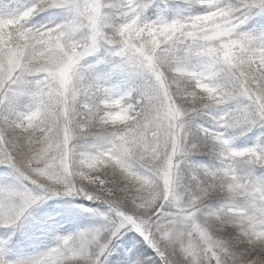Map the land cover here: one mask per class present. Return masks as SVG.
Returning a JSON list of instances; mask_svg holds the SVG:
<instances>
[{"label":"snow or ice","instance_id":"snow-or-ice-1","mask_svg":"<svg viewBox=\"0 0 264 264\" xmlns=\"http://www.w3.org/2000/svg\"><path fill=\"white\" fill-rule=\"evenodd\" d=\"M187 2L205 11L147 21L151 0H38L19 14L0 5V165L34 186L0 189V227L50 196L93 199L77 189V178L114 197L107 170L125 182L120 192L130 201L109 200L120 218L110 236L97 230L63 237L23 264H105L113 241L127 231L143 236L162 264H264V179L251 175L264 169V144L237 149L225 135L264 128V32L241 30L264 17V0ZM114 8L121 9L118 19ZM49 9H65L68 18L54 27L27 26ZM104 45L114 72L143 78L135 97L116 98L103 78L87 75L83 62ZM29 83L36 85L32 110L14 116ZM232 102L233 111L211 115L214 126L203 130L205 143L219 150V167L193 169L186 184L189 157L202 147L189 142L188 124ZM86 141L106 147L79 152ZM217 191L226 202L208 209ZM212 221L236 226L239 235L218 238ZM0 264H10L4 246Z\"/></svg>","mask_w":264,"mask_h":264},{"label":"rangeland","instance_id":"rangeland-1","mask_svg":"<svg viewBox=\"0 0 264 264\" xmlns=\"http://www.w3.org/2000/svg\"><path fill=\"white\" fill-rule=\"evenodd\" d=\"M112 1L115 2L116 0ZM178 1L179 0H151V6L147 10V14L154 11L156 19L163 17L170 20L167 16V8H169L174 3H177ZM37 2L38 0H0V5H11L13 14H19L32 5L36 4ZM190 8V4L186 1L185 9L183 11L177 10L175 18L195 16V13L190 10ZM59 11H61V13L64 12V16H66V18L68 17L69 14L65 9H49L47 11H44L45 13L43 15H46L45 19H40L38 20V22H35V28L44 26L54 27L55 25H57V21L52 20L58 16ZM110 11L115 14V17L117 19L119 18L121 9L114 8ZM52 12V17L48 16L51 15ZM41 13L43 12H40V14ZM37 16L38 15L33 16L31 19ZM63 18L64 17L62 16L60 21ZM145 18H147L146 13ZM31 19L28 21V27H32L33 25V23L30 22ZM61 22L64 23L65 21ZM241 30L249 33L264 32V17L257 16L249 20ZM108 51H110V48L107 45H104L99 52L87 57L83 62L86 68L90 67V76L94 78H103L106 86L114 90L116 98H119L120 96H127L129 93L137 95L135 90L142 86V84L144 83L143 78L139 76L128 75L125 73L114 72L113 69L115 67V63L108 62L106 60ZM26 85L23 86L22 90L27 95H30L31 93L36 91V88L34 90L26 89ZM21 99L22 98H20L13 106L14 116L23 115L31 111L29 110V108H26L25 110L19 109V107L23 105L21 104ZM236 106V103L232 102L215 109L208 116H205V118L210 119V122L199 121L197 120V117L190 121L187 126L189 138L193 139L194 133H200L202 136H204L203 130L205 128L211 129L214 126V123L211 120V115L214 114L216 116H219L224 112L233 111ZM225 135L226 138H228L232 142L235 148L246 149L255 147L259 144H263L261 140L264 137V128L254 127L250 130L240 127L230 128L226 130ZM105 147L106 145L102 143H98L95 141H86L80 143L78 151L96 155L100 151H103ZM190 158L195 159L194 157ZM192 159H189L188 161L189 165H191V170H189L190 174L188 176H185V182L188 179H191L193 169H203L205 167L209 168V166H207V164H204L201 160L195 161ZM221 159L222 157L219 154L217 163L210 167H219ZM12 174L13 169L8 167L7 165H0V189L20 190V187L18 185L25 184V182L22 181L19 176L13 180H10L9 177H11ZM251 175L259 179H264V169L256 168L252 171ZM192 189L194 191L196 190L195 188ZM58 190L63 193V186H59ZM75 196L76 194H61L59 196H50L49 198L41 201L44 203V205L35 206V204L31 208H29L26 213L20 218V220L17 221L16 224L11 225L10 227H0V246L5 247L6 259L10 262V264H23V262L25 261L34 259L35 257L49 251L50 249L57 247L63 237L75 236L80 234L81 232L97 230L101 233L102 237L110 236L112 223L115 222L118 224L120 218L111 212L110 207L92 209L78 205V203L76 204L74 202ZM224 203L225 202H220L219 207H221ZM47 205H51V207H49V209L45 208V206ZM100 213L106 214L109 219H105V216L100 215ZM69 224H71L72 226H76V224H79V228L76 231H74L73 228H71L67 232L64 231V227ZM94 224L97 225L96 228L94 227ZM17 237H19V239ZM20 241L34 243L36 242L38 243V245H31L25 248H31V251H26L24 250V248L20 249L22 248L19 245ZM16 246L20 247L18 248V251H15V248H17ZM141 249H144L145 251L143 253H140ZM21 250L24 251L22 252ZM149 252H151L152 254H150ZM155 253L157 252L153 250V248L147 243L143 236L136 233L135 231H127L122 234L119 239L113 241V245L110 246L109 251L105 253L102 259L105 261V264H115L111 260L114 257H116V259L119 261V264H145L144 260L148 259H154L158 261ZM142 255L145 256V258L142 257Z\"/></svg>","mask_w":264,"mask_h":264},{"label":"trees","instance_id":"trees-1","mask_svg":"<svg viewBox=\"0 0 264 264\" xmlns=\"http://www.w3.org/2000/svg\"><path fill=\"white\" fill-rule=\"evenodd\" d=\"M186 1L180 0L181 3H178V2L174 3L169 8H167L168 9L167 16L169 17L170 20L175 18L177 10L183 11L185 9ZM107 2L115 4V3H120V0H116L115 2L112 0H109ZM190 6H191L190 10H192L195 13V15L203 14V12L205 11V9L202 8L199 4H194V5L190 4ZM56 11H53V12H56ZM62 16L64 18L61 21H66V19L68 18V17L66 18V16L63 15V13L59 12L58 16L56 17L57 25L62 23L60 21ZM147 18L148 19H146V18H144V19L147 21H151V19H156L155 12L152 11V13H149L147 15ZM52 21H54V20H52ZM38 28H40V27H38ZM25 87L32 89V88H36V85L34 83H29ZM197 120L210 122V119L205 118V116H198ZM261 141L264 144V137ZM189 142L202 145L200 151L190 155V157H194L195 159L201 160L204 164H207V166H209V168H211L210 166L215 165L217 163V160L219 159L220 153H219L218 149L215 151L213 150L211 141H208L207 143H205L204 136H202L200 133H194L193 139L189 138ZM190 157H189V159H192ZM189 170H191V168L186 169L185 176H188L190 174ZM106 174L110 177V179L114 185V197H108L106 194L102 193L97 188L96 185H91V184H88L86 181H80L79 179H77L76 180L77 189H83L84 193H89L90 195L93 196L94 199L89 200L87 198V196L84 195L83 193L76 194L75 199L84 205L95 207V208L109 207V200H111L113 198H117V197L125 205L129 204L130 201L125 199V194L120 192V188L123 187L125 182L122 180V178L119 177V174H116L115 176H113L111 174L110 170H107ZM190 181H191V179H188L185 183L187 184ZM190 186L192 188H195L194 182ZM220 202H226V195L223 192L217 191V192H213L209 196V198L206 201V204H207L208 209H210V206H215V209H218ZM210 231H212L213 234L215 236H217L218 238L226 240V241H233L235 239V237L237 235H239L238 229L236 228V226L228 225V224L221 225L219 221H212L211 222ZM19 245L25 246V244L21 243V242L19 243ZM16 247H19V246H16ZM146 254H147V252H146ZM144 255H145V253H144ZM155 255L157 256V258L159 260L156 264H162V260H161L160 255L157 253H155ZM143 257L145 258V256H143ZM176 259H182V257H176ZM144 263H145V260H144Z\"/></svg>","mask_w":264,"mask_h":264}]
</instances>
